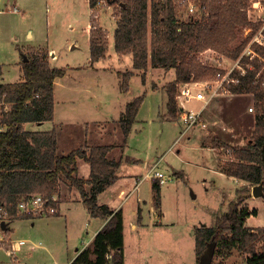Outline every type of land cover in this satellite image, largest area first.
<instances>
[{"label": "rangeland", "instance_id": "374dc122", "mask_svg": "<svg viewBox=\"0 0 264 264\" xmlns=\"http://www.w3.org/2000/svg\"><path fill=\"white\" fill-rule=\"evenodd\" d=\"M15 1L18 12L8 9L0 12V64L4 66L3 70L1 68L2 73H5L0 77V82L20 81L24 77L20 73L25 60L24 56L28 59L31 54L45 52L49 54L48 58L52 67H65L68 72L64 77L58 78L59 99L61 95H65V92L69 93V90L61 87V84L76 86V94L72 93L75 95V107L88 106L97 109L96 105L99 101L97 97H99L105 101L104 111L97 109L99 115L106 114L110 117L114 115L117 118L123 111L126 101H130L135 96L145 95L141 103L139 119L132 129L126 150L127 155L142 159L145 163L125 162L121 168L123 174L135 173V175L145 176L150 171L151 165L158 158L161 159L156 170L163 172L166 179L162 185L163 225L134 229L133 226L138 218L137 197L132 196L126 199L127 201L123 203L126 217L123 232L127 264L193 262L195 228L205 223L209 226L214 225L224 203L228 207L227 210L237 202L240 203L239 206L254 205L259 212L256 215L252 214L248 224L250 226L264 225V196L254 199L256 197L252 190L255 185L241 180L239 182L217 169L223 161L230 158L228 146L245 145L250 139L256 122L255 110H250L254 106L251 94L226 93L219 95L207 105L204 102L192 100L189 107L195 110L203 107V117L207 126L196 125L185 131L187 126L185 122L176 120L177 117L173 118L166 105L168 99L166 86L175 81V69L167 70L150 65L146 83H143L142 70H131V57L122 53L118 54L119 52L117 53L114 49V30L119 19L116 5L108 4L106 0H101L95 7L90 6V0ZM0 2L4 9L11 1L0 0ZM250 2L251 6L248 9L250 19L261 25L254 33L250 27L243 30V36H251L244 51L251 50V54L246 56L251 60L254 56H259L264 63V55L253 46L258 44L264 47L262 37L260 39L263 45L254 40L256 34L261 32L264 0H250ZM174 3L183 18L195 16L199 10L197 0H174ZM191 5L194 6L193 12ZM197 16L198 14L195 17ZM93 19L108 34L109 41L105 59L96 63L90 60V31ZM73 45L74 48H72ZM28 46H36V48ZM51 50L54 52L51 53ZM198 57L203 64L218 70L221 68L224 71L233 68L238 62L237 58H230L211 48L200 51ZM248 65L251 66V64ZM129 71H134V75L132 74L127 81L126 73ZM215 77L216 75L208 76L199 81ZM126 82L130 88L129 94L122 92L125 91L123 84ZM154 86L157 89H153ZM82 91L84 94L81 93ZM84 95L86 100L80 102ZM90 97L93 99L91 100ZM108 130L113 134L107 142H115L117 146L109 153V157L119 158L123 156L121 153L124 147V137L119 121L117 125L112 123ZM116 130L117 137L114 136ZM88 137V139L91 138ZM217 143H220L219 147H215ZM73 148L75 147H70V150ZM216 153L219 157H216ZM88 169L87 164L83 162L80 166V174L86 173ZM150 181L151 178L143 181L142 188L139 187L146 199L152 191ZM132 184L133 179L130 181L128 191ZM126 189L120 192L124 193ZM58 194L61 200L74 199L73 202L61 205L67 217L44 216L42 219L39 218L36 226H33L30 220H18L12 223L15 228L12 234L13 241L8 239L9 235L5 234L7 233L5 230L0 229V235L3 236V240L0 239V264H39L43 260L51 264L54 260L51 251L66 252V258H70L73 250L67 248L73 245L71 235L77 234L81 219L77 212L79 213L81 208H75L81 197H79V190L65 181L60 182ZM144 213V219L151 222L149 209L146 208ZM26 238L43 242L47 248L33 251L28 250L26 245L21 249L22 251L16 252V259L12 251L7 249H11L14 241H26ZM89 239L90 235L82 237L77 246L81 247ZM260 250L262 248L259 245ZM248 255L246 252L235 250L232 256L224 259L214 257L213 261L216 264H242Z\"/></svg>", "mask_w": 264, "mask_h": 264}, {"label": "trees", "instance_id": "16d2710c", "mask_svg": "<svg viewBox=\"0 0 264 264\" xmlns=\"http://www.w3.org/2000/svg\"><path fill=\"white\" fill-rule=\"evenodd\" d=\"M100 1L90 0V6H97ZM106 1L116 5L119 13L114 30L115 50L133 55L132 66L142 70L143 81L150 65L175 69V81L166 86V105L173 118L179 112L177 84L214 76L219 71L199 60L200 51L211 48L236 59L251 40V36L242 35L243 30L250 27L254 33L261 25L250 19V0H197L198 16L189 18L179 14L174 0ZM93 20L90 31L92 62L107 54L109 42L108 34ZM253 46L264 55L263 46ZM48 55L45 52L31 54L22 63L24 77L21 81L0 83V100L12 102L11 110L0 114V126L5 129L0 131V209H8L11 221L35 218L37 216L32 214L17 215V206L22 198L30 194L50 198L58 193L61 180L70 183L79 190L90 215L106 220L92 244L82 249L71 264H124V214L121 209L114 210L108 204L100 203L97 197L117 180L116 172L123 163L122 158L109 157L115 144H98L90 147L88 152L80 146L63 153L57 144V129L35 132L24 127L25 122L40 123L54 119L55 80L67 72L65 67H52ZM241 65L246 73L242 75L236 70L233 76L239 81L231 82L228 88L234 95L249 93L253 96L256 122L245 145L228 146L230 158L219 168L226 175L252 185L264 184V63L259 56L251 60L244 55ZM133 73H126L127 81ZM127 83L123 84L125 91L129 90ZM144 96L131 99L120 117L124 143ZM219 146L220 143L215 144V147ZM78 157L90 163L89 178L78 176ZM153 189L154 203L159 207L162 203L161 181L154 182ZM239 205L237 202L218 216L214 225L195 228V264L213 240L216 241L213 259L230 257L237 250L249 254L242 264H264V226H246L247 218L256 215L257 211ZM141 218L140 213L139 220ZM211 264L216 263L212 260Z\"/></svg>", "mask_w": 264, "mask_h": 264}, {"label": "crops", "instance_id": "0c3cea01", "mask_svg": "<svg viewBox=\"0 0 264 264\" xmlns=\"http://www.w3.org/2000/svg\"><path fill=\"white\" fill-rule=\"evenodd\" d=\"M12 1H14V3L16 2L15 0H12ZM254 6H255V4H254ZM31 33L32 32L30 31V36H31ZM28 47L36 48V46H28ZM74 47L75 46L73 45L72 48H74ZM114 49H115V44H114ZM53 52H54V50H53ZM53 52L51 50V53H53ZM118 54H120V53H118ZM127 56H130L131 60L133 62V55L131 53H129ZM24 58H26V57L24 56ZM101 59L103 60L105 58L103 57ZM101 59L94 61V63L99 62ZM90 60H91V56H90ZM88 64L90 65V62ZM0 66L3 70L4 66H2L1 64H0ZM2 70L0 71V77L5 74V73H2ZM131 70L135 71L136 69L133 68V66H132ZM20 73H22V70L20 71ZM67 74H68V72H67ZM67 74H65V75H67ZM64 76H62V77H64ZM58 78H61V77H57V79L55 80V84H54V90H55L54 119L43 121L40 123L25 122L24 127L26 128V130L41 132V131H49V130H52L54 128L57 129V131H58V140H57L58 142H57V144L59 146V151H61L63 153L77 149L80 146H84L85 147L84 150H86L88 152L90 147L98 145V144H113L114 143L115 147L113 149H115L117 147L115 142H113V143L107 142L108 139L111 137V134H113L111 132H108L109 131L108 129L112 126V123L117 125L118 121L120 120L122 113H124L126 110L127 103L130 101H126L123 111L121 112L120 116L117 118H115L114 115H112L111 117L109 115H106V114L99 115L98 110L104 111V109H105V106H104L105 101L103 99L97 97L99 100V101H97V105H96L98 110L95 108L92 109L88 106H86V107L76 106L75 107L76 103H75V95L74 94H76V86L74 87V85H68L67 86L66 83H64L63 85L61 84V87L63 86V88H66L67 90H69V93L65 92V95H61V98L59 99V97L57 95ZM72 78H75V77L72 76ZM22 79H23V77H22ZM3 82L4 83H12L9 81L8 82L3 81ZM3 82H0V83H3ZM17 82H19V81H17ZM70 83H73V82H70ZM143 83H146V81H143ZM152 84L153 83L151 82V86H152ZM153 89H157V88H155V86H154ZM129 90H130V88H129ZM129 90L128 91H122V92L124 94H129ZM88 91L91 92L90 90H88ZM72 93H74V94H72ZM81 93L84 94L83 91ZM90 99L92 100L93 98L90 97ZM85 100H86V97L84 95L80 102H83ZM140 110H141V107L139 109V112L137 114L135 121L133 122L134 125L139 119ZM168 120H170V119H168ZM134 125H133V127H134ZM133 127H132V129H133ZM3 130H5V129H3L0 126V131H3ZM80 131H83V132L80 133ZM131 132H132V130H131ZM131 132H130L129 136L127 137V139L124 143V147H123L122 153H121V154H123V156H119V158H122V160H123L122 165L125 164V162H140V163L143 162V163H145V161L142 159L134 158L133 156L130 157L129 155L126 154V150L128 148V139L131 135ZM117 133H118V131L116 130V133L114 135L115 137H117ZM80 134H81V136H80ZM88 136H90L91 138L88 139L89 138ZM95 139H97V140H95ZM89 140L91 141L90 143L88 142ZM97 141H99V142H97ZM71 145L75 148L70 150V147H72ZM113 157H115V156H113ZM216 157H219L217 153H216ZM110 158H112V157H110ZM160 160L161 159L158 158V160L151 165V167H150L151 169H150V171H148L149 173L147 172L145 174V176L135 175V173L123 174L122 173L123 169L121 168L122 167V165H121L120 168L116 172L117 180L114 181V183L111 184L107 189H105L103 192H101L97 195L99 202L108 204L114 210L115 209L116 210L121 209L122 214H124L123 203L125 201H127L126 199H129V197L132 198V196H136L137 197L136 203L138 204V208H137L138 218H137V223L134 224V226H133L134 229L151 228V226L152 227H159V226L163 225V222H162L163 213H162L161 205L159 207L155 205V203H154V189H153L154 182L161 181V180L158 177H155V176L153 177V176L149 175L150 172H152L153 167L155 169L158 167ZM77 161H78V165H79L78 176L83 177V178H89L90 170H91L90 163L88 161H85V159H83L82 157H78ZM83 162L85 164H87L89 169L86 173L80 174V166L82 165ZM149 165H150V160H149ZM217 169L220 171V168H217ZM221 173H224V172H221ZM230 177H233V176H230ZM150 178H151L150 184L152 187L151 188L152 191L149 194L150 195L149 198L146 199L144 197V193L142 192V190H139V187H141V183L143 181H145L147 179L150 180ZM233 178L239 182H240V180L243 181L242 179H237L235 177H233ZM132 179H133L134 185L132 184L130 190L128 191V188L130 186V181ZM162 185H163V183H161V195H162ZM124 189H126V191H124V193H121L120 191H122ZM137 190H139V192H137ZM126 192H127V194H126ZM124 194H126V195H124ZM74 197H76V196H74ZM79 197H81V196L79 195ZM258 198H261V197H258ZM258 198H254V199H258ZM72 200H74V199L72 198V199H68V200H65V199L61 200L60 205H58V212L55 215H46V216H48V218H51V217L58 218L61 215H64L67 217L66 212H63L61 205L66 204L68 202H73ZM248 200H250V199H248ZM245 206H247L248 209L251 211L256 210L257 214H258L259 210H257V207H255L254 205H252V206L245 205ZM79 208H81V210L79 211V213L77 212V214H79L81 216V219L79 220L78 228L76 231L77 234L71 235V240L73 241V245L68 246V248H67L68 250L72 249L73 253L71 254L70 258H66V256H65L66 252L60 253V252L51 251V254L53 255V258H54V260L51 264H71L73 262V260L80 254L82 249H84L85 247L90 246L92 244L95 236L98 234L97 231H99L105 225L106 220L104 218L99 217V216L93 217L92 215H90V212H89L86 204L84 203L82 197L78 201V204H77L75 209H79ZM146 208L149 209V213L151 214V220H152L151 222L146 221L144 219V214H145L144 212H145ZM68 209L70 210V207ZM227 209H228V207H226V204L224 203V207L221 210H219L217 217L220 215H223V213L227 212ZM139 211H140L141 216H142V218L140 220H139V216H140ZM77 214H75V215H77ZM251 216H249L247 218L246 226H248L250 228H256L259 226H264V225L250 226V224H248V219H250ZM43 217L14 219L8 223V228L5 229V231L7 233H5V234H8L10 237V238L8 237V239L13 241L14 238H13L12 234L14 233L15 228L12 226V223H14L18 220H22V221L30 220L32 225L36 226V223L39 220V218L42 219ZM125 219H126V217L124 214V222H125ZM202 225H207V224L205 223ZM124 229H125V223H124ZM86 235H90V239L88 241H86L85 244H83L81 247L77 246L80 244L81 238L86 236ZM194 236H195V231H194ZM194 240H195V237H194ZM26 245H28L27 246L29 248L28 250H33V251L37 250V249H44V248L46 249L47 248L46 245L43 244V242H36L31 238H26V241L24 244H22V245L18 244V246L20 247L19 250L17 249V250L12 251V255L17 259V257H16L17 253L16 252L22 251L21 249L23 247H26ZM194 248H195V243H194ZM7 251H10V250L7 249ZM125 254H126V252H125ZM125 258H126V256H125ZM196 260H197V256H196V248H195V259L193 260V262L188 263V264H194L196 262ZM58 262H61V263H58ZM39 264H48V263H46L43 260V262H40ZM124 264H127L126 259H125ZM179 264H182V263H179Z\"/></svg>", "mask_w": 264, "mask_h": 264}, {"label": "built area", "instance_id": "2783aa9c", "mask_svg": "<svg viewBox=\"0 0 264 264\" xmlns=\"http://www.w3.org/2000/svg\"><path fill=\"white\" fill-rule=\"evenodd\" d=\"M11 2L5 7L2 8V4L0 2V12L3 10H10L12 12H18L19 9L17 8L14 1L10 0ZM191 11H194V6L191 5ZM264 39V20L261 28V32L256 34L255 41H258V43L263 45V41L260 38ZM246 54H251V50H248V52L244 51L243 55L237 58L238 62L236 63L233 68H230L229 70L224 71L223 69L219 68L218 73L216 74V77L213 79H205V80H188L183 81L182 83L177 84L178 86V94L176 96L177 104L179 105V112L177 116V120L181 122H185L186 129L194 127L196 125H206L207 123L204 121L203 117V107L195 110L191 107H189V104L192 100H196L198 102H204L206 105L210 104V102L214 99H216L219 95H223L226 93H231L230 89L228 88V84L231 82H237L239 81V78L234 77L233 73L236 70L240 71V74H245L246 69L242 67L241 65V58ZM11 101H2L0 100V114H3L4 112H9L11 110ZM191 105V104H190ZM251 111L254 110V107L252 106L250 108ZM153 173L150 172L149 175L155 176L160 178L161 183H164L166 181L165 176L163 172L156 170L154 167L152 168ZM53 202H56L54 205ZM61 203V198L58 193H55L50 196V198H45L41 194H30L29 196L22 198L20 203L17 206V215H25V214H32L33 216L37 217H43L46 215H55L58 212V205ZM0 220L2 222H9L11 221V217L9 215L8 209L5 207H2L0 209ZM0 229L4 230L2 228V225L0 224ZM1 241L3 240V236L0 235ZM25 243V240H19L14 241L11 246V251L17 250L20 247L19 245H22ZM17 244V245H16ZM109 258H111V254H109Z\"/></svg>", "mask_w": 264, "mask_h": 264}, {"label": "water", "instance_id": "95a60500", "mask_svg": "<svg viewBox=\"0 0 264 264\" xmlns=\"http://www.w3.org/2000/svg\"><path fill=\"white\" fill-rule=\"evenodd\" d=\"M263 189H264V184L262 182L255 185L252 190L254 197L258 198L264 196ZM1 225L4 230L7 229L6 222H2ZM215 250H216V241L213 240L207 244L206 251L200 257L198 264H211L213 260V256L215 254Z\"/></svg>", "mask_w": 264, "mask_h": 264}]
</instances>
